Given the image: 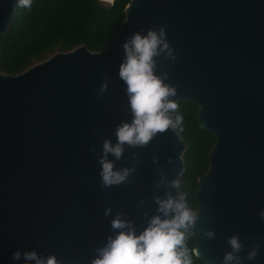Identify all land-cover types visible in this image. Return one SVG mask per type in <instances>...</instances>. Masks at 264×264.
Instances as JSON below:
<instances>
[{
    "label": "water",
    "instance_id": "1",
    "mask_svg": "<svg viewBox=\"0 0 264 264\" xmlns=\"http://www.w3.org/2000/svg\"><path fill=\"white\" fill-rule=\"evenodd\" d=\"M14 4L0 0V37ZM161 25L177 55L157 57V71L176 85V102L199 106L200 126L216 137L196 194L198 257L221 264L228 237L238 234L242 256L260 244L244 264H264V0H131L106 49L82 45L16 75L0 71V264H19L11 259L17 248L91 264L112 232L105 207L123 212L139 231L155 213L153 197L176 193L170 184L155 185L161 174L179 181L185 171L187 145L178 130L143 147L125 145L116 166L134 163L133 153L139 159L130 183L103 187L97 160L103 140L115 142L116 125L130 119L118 77L122 43ZM105 79L108 88L98 96ZM207 229L213 238L202 235Z\"/></svg>",
    "mask_w": 264,
    "mask_h": 264
},
{
    "label": "clouds",
    "instance_id": "2",
    "mask_svg": "<svg viewBox=\"0 0 264 264\" xmlns=\"http://www.w3.org/2000/svg\"><path fill=\"white\" fill-rule=\"evenodd\" d=\"M32 5L33 0H15L14 8L31 10ZM122 48L118 77L124 85L130 119H122L116 125L115 142L111 138L102 142L97 160L100 182L105 188L130 183L129 177L136 171L139 163L136 153H133L135 162L130 166H116V161L124 154L125 145L143 147L165 130L183 131L184 124L183 115L177 111L178 104L173 98L177 94L176 85L171 82L168 72L157 71V57L174 60L177 55L165 27H150L146 31L141 28L123 41ZM107 88L108 81L102 80L97 95H103ZM110 155L113 158H109ZM153 161H156L155 157ZM165 184L176 188V193L165 191L162 196L153 197L155 213L139 231L123 212L112 215V207H105L104 215L112 217V232L105 243L95 249L91 264H193V257L199 254L196 248H189L187 241L194 236L199 210L189 205V194L179 190L177 179L166 181L161 174L155 186L159 188ZM140 203H144L143 199ZM259 216L264 220V209L259 211ZM202 235L213 238L215 232L202 230ZM227 243L230 250L224 253L221 264H244L245 259L251 261L260 247L258 242L254 243L245 257L240 254L243 243L238 234L229 236ZM11 259L19 264H63L54 253L44 255L35 248H17L11 253Z\"/></svg>",
    "mask_w": 264,
    "mask_h": 264
},
{
    "label": "trees",
    "instance_id": "3",
    "mask_svg": "<svg viewBox=\"0 0 264 264\" xmlns=\"http://www.w3.org/2000/svg\"><path fill=\"white\" fill-rule=\"evenodd\" d=\"M130 2L33 0L31 10L17 8L9 31L0 37V71L16 75L58 52L82 45L95 52L106 49L126 20ZM177 104V111L184 118L183 131L178 132L187 145L179 190L188 192L189 205L198 209L199 179L209 170V155L216 137L200 126L199 106L195 102L180 100ZM187 244L195 248V237H190ZM193 264L205 263L194 256Z\"/></svg>",
    "mask_w": 264,
    "mask_h": 264
}]
</instances>
